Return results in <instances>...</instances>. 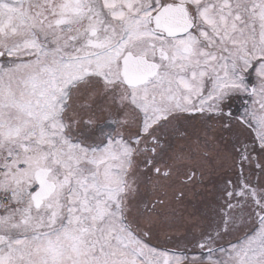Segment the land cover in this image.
Instances as JSON below:
<instances>
[{"label": "snow or ice", "instance_id": "obj_1", "mask_svg": "<svg viewBox=\"0 0 264 264\" xmlns=\"http://www.w3.org/2000/svg\"><path fill=\"white\" fill-rule=\"evenodd\" d=\"M0 264H264V0H0Z\"/></svg>", "mask_w": 264, "mask_h": 264}]
</instances>
